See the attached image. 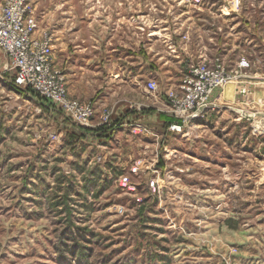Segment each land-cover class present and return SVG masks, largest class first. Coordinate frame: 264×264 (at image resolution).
Instances as JSON below:
<instances>
[{
  "label": "rangeland",
  "instance_id": "1",
  "mask_svg": "<svg viewBox=\"0 0 264 264\" xmlns=\"http://www.w3.org/2000/svg\"><path fill=\"white\" fill-rule=\"evenodd\" d=\"M107 1L54 5L73 33L72 16L105 14ZM141 1L121 2L146 27L190 26L212 47L210 63L237 70L224 105L234 120L207 110L197 138L171 134L169 119L84 140L59 121L49 127L42 99L16 88L0 61V264H254L248 256L264 253V135L251 129L264 119V0ZM28 7L54 44L44 0ZM242 58L248 67L238 70ZM181 79L151 81L165 99Z\"/></svg>",
  "mask_w": 264,
  "mask_h": 264
},
{
  "label": "crops",
  "instance_id": "2",
  "mask_svg": "<svg viewBox=\"0 0 264 264\" xmlns=\"http://www.w3.org/2000/svg\"><path fill=\"white\" fill-rule=\"evenodd\" d=\"M121 1H107L111 2L108 4L111 10L105 14L90 12L81 13L79 17L74 15L75 18L72 16L71 21L75 19L73 33H69L65 32L67 25L63 23L65 14L54 5L66 0H44L43 15L47 18L48 28H53L52 24L56 25L57 37L52 44L51 56L52 61L55 59L53 65L63 75L69 96L81 102H90L96 110L91 126L80 130L74 127L61 111L41 100L40 109L45 110L44 115L48 119L46 123L49 127L54 125L56 120L63 130L66 131L65 127L76 129L77 133H81L79 135L82 139H95L96 142L106 135L100 130L96 131L100 128L97 124L98 115L103 110L110 111L111 124H119L114 135L133 124L144 125L152 121L162 123L168 120L170 115L168 104L162 96L164 90L152 94L147 91L146 83L151 80L174 83L182 77L180 67L186 72L199 61H212L209 55L213 49L209 42L200 33L196 38L195 31L190 26L186 30L176 28L175 24L170 28L164 24L166 29H159L160 26L146 27L145 14L131 15L128 13V3ZM192 20L193 18L190 21ZM103 28L106 29L105 35L98 32ZM184 32L188 39L181 38ZM0 59L5 63L1 51ZM111 84L116 85L113 87ZM235 87L227 85L213 92L211 102L214 108L206 113L207 118L214 112L220 113L223 119L234 120L231 116L233 110L224 105L234 99L232 95ZM14 104L15 102H12L9 107L4 106L2 109L13 110ZM20 104L18 102V106ZM196 120L190 122L188 127L189 131L196 135L194 138L201 136L199 129L204 124L201 121L195 122ZM227 124L219 125L226 128ZM60 130L62 132V129ZM192 158L198 160L195 156ZM233 177L237 175L230 178ZM248 258L254 264H264V253H252Z\"/></svg>",
  "mask_w": 264,
  "mask_h": 264
},
{
  "label": "built area",
  "instance_id": "3",
  "mask_svg": "<svg viewBox=\"0 0 264 264\" xmlns=\"http://www.w3.org/2000/svg\"><path fill=\"white\" fill-rule=\"evenodd\" d=\"M29 2L0 0V51L6 60L4 71L11 72L16 88L28 90L55 107L76 126L89 128L96 110L90 102L82 103L69 96L64 77L51 58L53 36L49 31L37 34L38 23L28 7ZM247 67L244 58L236 64L238 70ZM237 76V70H229L221 59L213 63L199 61L189 67L179 87L165 94L175 120L168 125V130L189 134L190 122L214 108L213 92L235 82ZM146 89L152 94L158 92L154 81L147 82ZM251 123L253 135H264V119L255 118ZM97 124L111 126L109 110L99 113ZM138 127L142 126H133L134 129Z\"/></svg>",
  "mask_w": 264,
  "mask_h": 264
},
{
  "label": "trees",
  "instance_id": "4",
  "mask_svg": "<svg viewBox=\"0 0 264 264\" xmlns=\"http://www.w3.org/2000/svg\"><path fill=\"white\" fill-rule=\"evenodd\" d=\"M24 92V90H21ZM170 119V123H172L174 120V118H168V120ZM119 126V124L116 123H112L111 126H100V131H102L103 133H106V135H104L105 137H111L115 131V129Z\"/></svg>",
  "mask_w": 264,
  "mask_h": 264
}]
</instances>
